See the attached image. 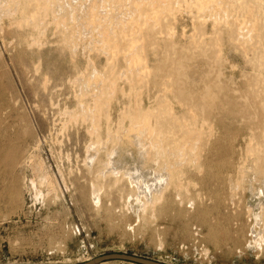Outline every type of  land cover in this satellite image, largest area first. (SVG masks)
<instances>
[{
	"label": "rangeland",
	"instance_id": "374dc122",
	"mask_svg": "<svg viewBox=\"0 0 264 264\" xmlns=\"http://www.w3.org/2000/svg\"><path fill=\"white\" fill-rule=\"evenodd\" d=\"M193 23L187 14L179 12L174 18H168L163 22L164 34L157 36L162 43H154L147 31H142L144 36L138 38L143 43V56L150 72L142 79L128 71L124 61L127 53L121 51L124 55L117 54L111 63L109 55L89 50L87 46L95 33L91 37L80 36L78 55L73 59L68 51L61 49L59 34L54 35L50 28L43 47L27 48L23 41L28 32L11 28L6 20L0 21V264H81L111 253L165 264H264V249L259 252L246 247L249 239L246 209L249 206L258 213V200L264 206V168L258 170L254 159L246 157L249 138L258 133L256 125L263 115L259 109L261 88L253 66L246 64L243 53L225 34L219 42L210 36H205L203 41L194 37L197 42H193L191 37L197 27ZM204 28L209 35L210 23H205ZM204 42L207 50L200 49ZM172 44L174 51L170 50ZM215 46L218 50L213 51ZM173 53V58L189 56L184 65L186 70L181 72L182 76H171L172 82L175 85L187 83L201 93L210 88L217 91L220 101L209 120L211 134L202 141L206 147L198 151L200 160L196 165L182 166L179 191L182 204L173 188L165 191L157 205L158 211L152 212L148 219H142L141 215L138 218L137 195L132 193L129 198L131 193L127 188L121 195L120 192H105L100 206L92 204L86 196L93 175L84 169L90 146L86 132L89 124L81 121L80 106L92 107L89 94L94 93L96 82L92 81V91L81 98V103L77 97L80 91L77 76L83 73L88 78L93 69L105 76V80L102 79L105 93L99 97L96 110L100 113V132L104 136V112L111 118L113 130L116 124V129L120 125L119 116L126 108L130 110L129 117L138 121L143 108L159 114V107L168 100L157 88L145 83L152 82L158 74L160 77L167 75L168 72L160 68L170 65L168 60ZM110 85H115L113 91L107 87ZM106 97L114 100L108 101ZM175 102L174 99L170 101L169 119L186 117L183 103ZM222 108L230 111H220ZM83 112L86 113V109ZM123 122L128 128V118ZM178 135L179 132L174 136ZM143 142L121 147L124 169L143 165L153 173L156 166L141 159V152L149 146L148 141ZM168 147L173 149L171 145ZM40 162L49 168L47 172L56 186L54 193L36 182L38 177L34 170ZM201 165L203 169L197 170ZM252 193L256 199L250 198ZM216 194L226 197L225 206L216 207ZM188 199L195 204L191 209L190 204H186ZM165 203L166 208L161 209ZM206 207L207 222L216 229L214 242L209 241L207 225L201 223L195 211ZM195 229L198 230L196 234Z\"/></svg>",
	"mask_w": 264,
	"mask_h": 264
},
{
	"label": "bare ground",
	"instance_id": "6f19581e",
	"mask_svg": "<svg viewBox=\"0 0 264 264\" xmlns=\"http://www.w3.org/2000/svg\"><path fill=\"white\" fill-rule=\"evenodd\" d=\"M178 12L187 14L188 17L197 24L195 28L196 32L191 37L193 42L196 41H194V37L196 39L198 37V39L200 38L202 39L201 41H203L205 36H210L211 39L217 42L219 38L223 37V34H225L228 39L237 46V50L239 49L240 53H243L246 64L249 63L253 66V72L256 74V81L260 85V87L259 85L258 87L261 88L259 89L261 90L259 91L261 95V106L259 109L262 110L263 115L256 125L258 133H253L249 138L246 157H248V159L253 158L254 165L258 170L262 171L264 168V0H76L72 2L71 0H0V21H8L10 27L12 26L14 29L22 28L26 30L28 32V37L24 39L23 44L26 45L27 48L32 46L36 48L43 47L45 39H47L46 34L49 32L48 28H50V31H52L54 35L59 34L61 49L68 51L74 59L78 55L77 48H79L78 43L80 42V36L91 37V35L95 33L96 36L90 40L89 46H87L88 48L90 47L89 50L92 51V49H94L97 53L106 56L109 55L108 60H110V62H113L117 54L121 53V55H124V52L125 54L127 53L128 57H126L124 61L128 64V71L135 72L136 75L142 79H145V75L147 73V75H149L150 72L147 70L146 61L143 56V43H140L141 41L138 37L144 36L142 31H144V33L147 31V35L153 38L154 43L157 41L161 42V38H157V36L164 34L162 32V28H165L163 22L168 18H174ZM148 21L152 22L149 24ZM207 22L211 25V32L209 35L204 28ZM172 30L173 29H170V32ZM139 34L140 36H138ZM169 34L171 35V33ZM119 39L121 40L120 44L124 42L121 48L119 47L120 44H118ZM201 41L199 40V42ZM190 44L191 43H189V46ZM205 45L203 44L200 49L207 50L208 47ZM219 45L220 43L218 47ZM174 49L173 44L170 45V50L174 51ZM212 50H218V48L216 47V49L213 48ZM121 51H123V53ZM189 52L187 53L190 54ZM206 52L203 51L202 53L206 54ZM188 54L178 58H173L174 53L171 54L168 60L171 61L170 65H163V67L160 68L161 70H166L168 72L167 75L160 77L158 74L152 82L145 83L151 84L154 88H157L159 94H162L163 97L168 100L167 104H163L159 107V114L153 113L149 108H143L141 110V118L138 121L129 117L128 114L130 110L126 108L128 110L126 111L125 109L119 116L120 125L116 129L118 125L116 124L115 130H113V126L111 127L110 123L111 118L109 119L107 112H104L103 118L105 119L104 126L106 130L104 136H102L100 132V113H97L96 110L98 102L100 101L99 97H102L105 93L103 92L105 88L103 81L105 80V76L95 69L92 70L88 78H85L83 73L77 76L76 79L80 86L79 95L77 94V97L81 103L83 97L88 96L92 91V81L96 82L94 93H90L91 95L89 94L93 103L92 107L85 108L84 105L80 106V113H82L80 114V119L84 124H89V126L86 127V132L90 138V146L87 148L88 154L87 160L84 162V169L89 175H93L92 181H89V194L86 196L92 204L100 206L101 197L105 192V194L110 191L120 192L121 195V192L127 188L131 193L129 198L132 197V193H136L137 195L136 200L140 204L138 218L141 215L142 219H148L149 215L155 212L166 190L173 188L176 198L181 201L179 191L182 185V166L184 164L193 166L194 164L196 165V161L198 162L200 160V153H198V151L201 152L202 149H205L206 146L202 144V141L208 134H211L212 130L209 121L211 113L219 107L220 102L217 91H211L210 88H207L205 92L201 93L193 90L187 83L175 85L172 82L171 76H179L182 74L181 72L183 70H186L187 66L184 65H186V61L188 60ZM88 66H91V64L88 63ZM35 71L38 70H34V72ZM150 71H152V69ZM157 71H159V68ZM250 75L252 77V73ZM131 76L133 75L131 74ZM183 76L185 77L184 74ZM218 76L219 75L216 77ZM165 77L169 79L166 80ZM125 79L129 82L132 80H129L127 76ZM170 79L171 82L169 81ZM187 80L188 79H186V81ZM115 85H113V87ZM99 87L102 88L95 93ZM107 87H109L110 91L111 89L113 91L111 85ZM252 92L253 91H251V93ZM106 98L108 100L109 97ZM172 99L176 102L180 101L183 103V111L187 114L186 117L182 115L169 119L172 111L170 105ZM109 100L112 101L114 99ZM85 109L86 113L83 112ZM242 109L241 110L244 111V108ZM253 109L252 107V110ZM220 111L229 112L230 110L222 108ZM127 118L129 121L128 128L125 127L123 122ZM206 129L208 132H206ZM178 132V137L174 136ZM133 133L135 136H131ZM166 134L172 135L166 136ZM143 141H148L147 144H149V146L147 150L143 149L144 151L141 152V159L143 162H152L156 166L153 173L147 170L148 168L146 169L143 165L128 170L124 169L123 162L125 160L121 154V147L136 144L134 142L141 143ZM170 145L173 149L168 147ZM30 160L31 159H29V161ZM47 169L41 162L36 164L34 170L37 173V176H35L38 177V181L36 182L45 186L48 191L52 193L53 191L55 192L56 186L52 178H50ZM202 169L203 166L201 165L197 170L201 171ZM35 172L34 174H36ZM150 175H152V177L149 179V183L146 179L149 178ZM40 187L41 186L38 188L40 189ZM198 198L200 199V197ZM216 198L218 199L216 207L222 204L225 206L226 197L223 198V195L220 196L216 194ZM250 198L256 199V195L252 193ZM257 202L258 213L253 212V209H249V206L248 208L246 207L247 211L245 210L247 212L246 219L249 222V224L247 223V234L249 239L247 240L246 247L250 250H260L259 252H261L264 249V206L261 200ZM166 203L161 209L164 207L166 208ZM186 204H190V209L195 205L190 199L187 200ZM207 209V207L206 209L197 208L195 211L201 223L207 225L209 241L214 242L216 229L213 224L207 222L208 218L205 217V215H207Z\"/></svg>",
	"mask_w": 264,
	"mask_h": 264
},
{
	"label": "water",
	"instance_id": "95a60500",
	"mask_svg": "<svg viewBox=\"0 0 264 264\" xmlns=\"http://www.w3.org/2000/svg\"><path fill=\"white\" fill-rule=\"evenodd\" d=\"M114 261H120V262H125V263H130V264H165L149 259H144V258H139L135 257L132 255H126V254H120V253H111V254H106L103 256L96 257L92 260L86 261L81 264H106L109 262H114Z\"/></svg>",
	"mask_w": 264,
	"mask_h": 264
},
{
	"label": "built area",
	"instance_id": "2783aa9c",
	"mask_svg": "<svg viewBox=\"0 0 264 264\" xmlns=\"http://www.w3.org/2000/svg\"><path fill=\"white\" fill-rule=\"evenodd\" d=\"M198 232V230L195 229V234Z\"/></svg>",
	"mask_w": 264,
	"mask_h": 264
}]
</instances>
